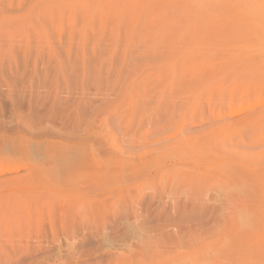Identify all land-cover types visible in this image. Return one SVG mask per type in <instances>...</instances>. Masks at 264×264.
I'll return each mask as SVG.
<instances>
[{
	"label": "rangeland",
	"instance_id": "obj_1",
	"mask_svg": "<svg viewBox=\"0 0 264 264\" xmlns=\"http://www.w3.org/2000/svg\"><path fill=\"white\" fill-rule=\"evenodd\" d=\"M0 264H264V0H0Z\"/></svg>",
	"mask_w": 264,
	"mask_h": 264
},
{
	"label": "bare ground",
	"instance_id": "obj_2",
	"mask_svg": "<svg viewBox=\"0 0 264 264\" xmlns=\"http://www.w3.org/2000/svg\"><path fill=\"white\" fill-rule=\"evenodd\" d=\"M244 124H245V123H244ZM249 124L251 125V123H248L247 125H249ZM247 125H241V126H242V127H245V126H247ZM238 127H239V125H238ZM231 128H232V127H231ZM225 129H226V127H224V131H225ZM220 130H223V128L220 127ZM240 130H241V129H240ZM234 140H235V139H234ZM261 142H263V141H261ZM239 143H240V142H239ZM243 144H244V143H243ZM258 144H259V143H258ZM254 145H257V143L252 144V146H254ZM200 155H201V154H200ZM216 155H217V154H216ZM210 156H211V155H210ZM214 156H215V155H214ZM218 156H220V155H218ZM218 156H217V157H218ZM205 157H206V156H205ZM190 158H191V157H190ZM203 158H204V157H203ZM207 158H208V157H207ZM213 158H215V157H213ZM220 158H221V157H220ZM220 158H218V159H220ZM184 159H185V158H184ZM197 159H198V158H197ZM197 159H196V160H197ZM192 160H193V159H192ZM208 160H209V158H208ZM145 161H147V159H146ZM188 161H189V160H188ZM206 161H207V159H206ZM218 161H219V160H218ZM182 162H183V161H182ZM192 162H193V161H192ZM199 162H200V161H199ZM211 162H214V161H211ZM216 162H217V161H216ZM196 163H198V161H196ZM201 163H203V162H201ZM208 163H210V162H208ZM208 163L206 162L205 164L208 165ZM125 164H127V162H126ZM190 164H191V163H190ZM213 165H214V164H213ZM213 165H212V167H213ZM122 166L125 167L124 165H122ZM145 166H146V165H145ZM192 166H193V165H192ZM123 167H122L121 170L124 171ZM187 167H189V166H187ZM208 167H210V166H208ZM125 168H126V167H125ZM148 169H149V168H148ZM137 170H138V169H137ZM137 170H136V169H135V170H132V172H129L128 174H129V175H132L133 172H134V175H132V176L135 177V175L138 174V173H137ZM142 170H144V169L138 170V172H139V171H142ZM125 171H126V170H125ZM125 171H124V172L120 171V173H122V174L124 173V174H125ZM135 171H136V173H135ZM145 171H146L145 173L149 172V171H147V170H145ZM240 171L245 172V173L248 174V175H253L255 172H258L259 170H257L256 167H252V168H251V167H249V166H245V168H241ZM142 172H144V171H142ZM186 172H187V171H186ZM126 173H127V172H126ZM184 173H185V172H184ZM245 173H244V174H245ZM128 174H125V175L129 176ZM139 174H141V173L139 172ZM142 174H143V173H142ZM149 174H150V173H149ZM189 174H190V173H189ZM242 174H243V173H242ZM153 175H154V174H153ZM191 175H192V174H191ZM132 176H131V177H132ZM147 176H148V174L146 175V178H147ZM149 176H150V175H149ZM124 177H126V176H124ZM178 177H179V176H178ZM182 177L184 178V177H189V176H186L185 174H183ZM190 177H191V176H190ZM126 178H128V177H126ZM129 178H130V176H129ZM135 178H137V177H135ZM179 178H180V177H179ZM214 178H215V177H214ZM214 178H213V179H214ZM131 179H132V178H131ZM131 179H130V181L134 182V180H131ZM137 179H139V178H137ZM141 179H142V178H141ZM184 179H185V178H184ZM184 179H183V181H184ZM190 179H192V178H190ZM220 179H221V178H220ZM223 179H224V178H223ZM127 180H129V179H127ZM187 180H188V178H187ZM193 180H194V179H193ZM198 180H200V179H198ZM184 182H185V181H184ZM186 182H187V181H186ZM189 182H191V181H189ZM197 182H198V181H197ZM187 183H188V182H187ZM168 193H169V190H168ZM155 194H156V192H155ZM155 194H154V195H155ZM154 195H153V197H154ZM167 195H169V194H167ZM139 196H140V195H139ZM155 196H156V195H155ZM172 196H173V195H172ZM142 197H143V196H142ZM153 197H152V198H153ZM160 197H161V195H160ZM162 197H163V196H162ZM162 197H161V198H162ZM139 198H140V197H139ZM155 198H156V197H155ZM155 198H154V199H155ZM172 198H173V197H172ZM174 198H175V197H174ZM174 198H173V199H174ZM207 198H208V197H207ZM142 199H143V198H142ZM162 199H163V198H162ZM176 199H177V197H176ZM178 199H179V197H178ZM178 199H177V200H178ZM176 202H178V204H179V201H176ZM186 202H187V201H186ZM194 202H195V201H194ZM198 203H199V204H198ZM198 203L196 202V204H198L199 206H201V205H200L201 202H198ZM203 203H205V202H203ZM163 204H164V203H163ZM173 204H174V203H173ZM178 204H177V206L180 205V204H179V205H178ZM161 205H162V204H161ZM182 205H183V204H182ZM198 205H197V206H198ZM203 205H204V204H203ZM163 206H165V205H163ZM167 206H168V205H167ZM175 206H176V205H175ZM183 206H186V205H183ZM183 206H182V207H183ZM187 206H188V205H187ZM165 207H166V206H165ZM173 207H174V206H171V208H173ZM148 208H149V207H148ZM160 208H161V207H160ZM171 208H168V209H171ZM174 208H175V207H174ZM187 208H188V207H187ZM193 208H194V207H193ZM197 208H198V207H197ZM199 208H200V207H199ZM205 208H206V207H205ZM161 209H162V208H161ZM161 209H160V210H161ZM180 209H181V208H180ZM182 209H183V208H182ZM178 210H179V209H178ZM192 210H193V209H192ZM164 211H165V209L163 208V209L160 211V213H158V214H159V215H162V214L164 213ZM168 211H169V210H168ZM171 211H172V210H171ZM175 211H176V210H175ZM190 211H191V210H190ZM177 212H180V214H181V211H177ZM169 213H170V214L168 215L169 217L167 216V218L170 219V218H173L174 213H176V212L173 211V213H171V212H169ZM190 213H191V212H190ZM190 213H189V214H190ZM198 213H199V212H198ZM145 214H146V213H145ZM167 214H168V213H167ZM176 214L179 215V213H176ZM183 214H184V213H183ZM184 215H185V214H184ZM144 216H145V215H144ZM181 216H182V219H180V220H184V219L186 220V219L188 218V217H186V216H185V218H184L183 215H181ZM181 216H180V217H181ZM161 217H162V216H161ZM176 217H177V216H176ZM200 217H201V216H200ZM190 219H191V218H190ZM201 219H202V218H201ZM167 220H168V219H167ZM202 220H203V219H202ZM168 221H169V220H168ZM198 221H199V220H198ZM142 222H143V221H142ZM171 222H172V221H171ZM202 222H203V221H202ZM204 222H205V221H204ZM173 223H174V221H173ZM180 224H181V222H180ZM183 225H184V224H183ZM173 226H174V225L169 226V227H171V228H169V229L174 230V227H173ZM177 226H178V225H177ZM179 226H181V225H179ZM200 226H201V225H200ZM202 226H203V225H202ZM166 228H167V227H166ZM159 229H160V228H159ZM167 230H168V228H167ZM176 230H177V229H176ZM189 230H190V229H189ZM177 231H178V230H177ZM186 233H187V232H186ZM175 234H176V233H175ZM189 234H190V233H189ZM186 235H187V234H186Z\"/></svg>",
	"mask_w": 264,
	"mask_h": 264
}]
</instances>
